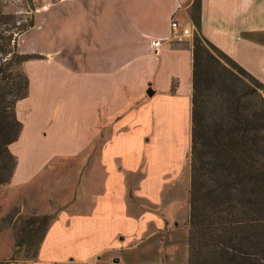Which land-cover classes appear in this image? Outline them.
<instances>
[{"label": "crops", "instance_id": "obj_1", "mask_svg": "<svg viewBox=\"0 0 264 264\" xmlns=\"http://www.w3.org/2000/svg\"><path fill=\"white\" fill-rule=\"evenodd\" d=\"M193 3L46 0L33 25L19 36L21 54L42 58L24 64L29 95L17 104L23 131L11 145L17 167L6 188L32 184L59 162L69 166L78 189L43 198L47 213L54 210L55 217L32 264L96 258L137 264L142 248L131 254L132 247L124 246L130 238L125 228L131 226L141 235L152 225L153 237L161 235L164 244L162 229L170 218L153 216L133 203L131 185L137 199L163 209L165 191L185 166L164 164L154 155L144 161L141 153L158 148L160 137L171 140L182 132L190 134L186 157L190 153L194 46L177 36L193 31ZM173 21L179 24L176 31ZM201 32L264 84V42L255 39L264 36V0H202ZM20 143L27 160L14 149ZM24 200L46 213L39 202ZM172 237L167 236L166 253L175 258L179 244Z\"/></svg>", "mask_w": 264, "mask_h": 264}, {"label": "trees", "instance_id": "obj_2", "mask_svg": "<svg viewBox=\"0 0 264 264\" xmlns=\"http://www.w3.org/2000/svg\"><path fill=\"white\" fill-rule=\"evenodd\" d=\"M190 11L196 34L188 264H264V84L202 35V0H194ZM11 23L13 17L0 14V28ZM12 40L0 34V191L11 184L17 167L11 151L23 131L17 104L30 87L21 67L42 58L21 54ZM52 221L50 215L29 218L26 237L0 264H17L26 247L27 258L37 261Z\"/></svg>", "mask_w": 264, "mask_h": 264}, {"label": "rangeland", "instance_id": "obj_3", "mask_svg": "<svg viewBox=\"0 0 264 264\" xmlns=\"http://www.w3.org/2000/svg\"><path fill=\"white\" fill-rule=\"evenodd\" d=\"M45 1L46 0H0V14L11 16L15 21V23L1 25L0 34H2L4 38L12 37V44L16 42L18 45L19 36L21 35H19V33L23 31L25 26L33 23L35 13L39 8L43 7ZM189 17L191 19V11H189ZM190 34L192 37L188 42H191L194 46V38L196 34L195 26ZM255 39L264 42L263 35L256 37ZM0 44H3V42L0 41ZM27 47L28 43L23 46L22 50L24 51ZM209 50L216 55L226 67L232 68L230 61L222 56H219V54L214 50ZM21 69L26 73L24 65ZM260 93L264 97V90H261ZM189 135V133L187 134L185 132L175 135L173 134L171 140H169L168 136L165 135L162 138H159L158 148L155 149L151 146L147 150H143L141 153L142 157L144 156V161L146 158L148 160L149 156L154 155L158 160L161 159L164 164L171 162L177 164V162H179L180 164H184L185 167L182 171H179L176 174L179 176L178 181L174 183L170 189L168 188L165 191V206L163 209L161 207H156L151 203H147L145 200L137 199L134 193V183L131 185V199L133 203L140 204L142 210L146 209L148 212H152L153 216L158 215L170 218L169 221H167L165 228L162 229L163 235L166 236L163 238V245L159 241L161 235H159L157 239L153 237L155 229H153L152 225H149L147 229L142 230L144 233L142 232L143 234L141 235L134 226L125 228V233L129 235L130 238L126 240L124 246L132 247V251L129 253L133 254L137 251V248H142L143 258L142 260H139L137 264H188V244L185 236L186 234L188 236L187 224L189 217L188 193L190 185V160L188 154L186 157L189 145L187 144V138L189 141ZM14 149L18 152V156L20 155L27 160L28 153L27 149L23 146V143L16 144ZM113 154L114 150H111L110 156ZM130 157L133 156L130 155ZM56 168L57 169L51 173L43 172L39 174L32 184L21 187L11 186L1 189L0 260L7 261L13 256L16 250V243L26 237L25 234L27 228H29L27 220L29 218L36 215H50L55 217L54 210L52 213H47L50 209L48 208V202H46L43 198L50 196L51 192H54L53 195H56V197H58V195H64L63 197H65L67 194L69 195V193L74 194L78 191V189H76L77 186L74 185L73 181H71L74 176L72 175L71 169L68 170L69 166L66 168V166H62L58 162ZM144 171H146V167H144ZM26 196L33 201L39 202L41 204L42 211L46 210V213H41L36 206L30 204L27 200L20 202L21 198ZM171 204L173 205L172 209L170 207ZM168 234L173 236L172 241L174 243L179 244V248L174 254L175 258L172 257V254L170 256L166 253L168 246ZM123 235L125 236V234ZM140 241V247H138L137 244ZM28 250L29 248L26 247L18 254L19 262L17 264H32L35 262L27 258ZM91 262H95V264H107L103 261L100 262L97 258L91 260L90 262H77L75 264H90Z\"/></svg>", "mask_w": 264, "mask_h": 264}, {"label": "built area", "instance_id": "obj_4", "mask_svg": "<svg viewBox=\"0 0 264 264\" xmlns=\"http://www.w3.org/2000/svg\"><path fill=\"white\" fill-rule=\"evenodd\" d=\"M171 28H172L173 31H176V30L179 28V24H178V22L173 21L172 24H171ZM191 37H192L191 34H187V33H185V34H183V35H179V36H177V40H178L179 42H183L184 40L191 39ZM87 264H89V263H87ZM90 264H93V263H90Z\"/></svg>", "mask_w": 264, "mask_h": 264}, {"label": "water", "instance_id": "obj_5", "mask_svg": "<svg viewBox=\"0 0 264 264\" xmlns=\"http://www.w3.org/2000/svg\"><path fill=\"white\" fill-rule=\"evenodd\" d=\"M148 94H149V95H153V91L150 90V91L148 92Z\"/></svg>", "mask_w": 264, "mask_h": 264}]
</instances>
